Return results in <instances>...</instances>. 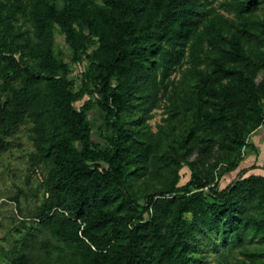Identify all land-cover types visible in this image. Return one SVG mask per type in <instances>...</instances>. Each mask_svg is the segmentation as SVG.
Returning a JSON list of instances; mask_svg holds the SVG:
<instances>
[{
  "label": "trees",
  "instance_id": "trees-1",
  "mask_svg": "<svg viewBox=\"0 0 264 264\" xmlns=\"http://www.w3.org/2000/svg\"><path fill=\"white\" fill-rule=\"evenodd\" d=\"M217 1L0 0V154L26 130L27 183L41 177L30 213L24 189L8 197L21 234L10 264H210L213 246L264 241V175L240 168L220 186L264 123V0H226L234 17ZM94 98L114 130L103 148ZM165 98L182 123L162 146L147 121Z\"/></svg>",
  "mask_w": 264,
  "mask_h": 264
},
{
  "label": "rangeland",
  "instance_id": "rangeland-1",
  "mask_svg": "<svg viewBox=\"0 0 264 264\" xmlns=\"http://www.w3.org/2000/svg\"><path fill=\"white\" fill-rule=\"evenodd\" d=\"M226 0H218L216 5L221 12H224L230 17H234V13L228 11L224 5ZM96 4H100L102 0H94ZM59 6H63V0H58ZM264 8L259 12L263 14ZM27 25L26 27H28ZM30 32L33 27L29 26ZM57 46L63 49L66 53L70 54L71 51L65 43V37L61 33H57ZM67 58V60H69ZM71 62V61H70ZM72 73L71 76L77 78V84L75 90H79V84L81 80V68L77 64L71 62ZM176 80L180 81L182 73L180 71L175 75ZM183 87H186L184 85ZM83 104V100L77 102L76 105ZM172 101L169 98H165L160 106L154 110V117L147 122L151 126V130L155 133V137L158 142L165 146L171 140L178 138V131L182 123L179 118H172ZM173 119V120H172ZM88 120L91 125L92 138L97 143L98 147H106L109 144V138L114 134V130L107 124V112L106 110L96 102V99H92L91 108L88 110ZM19 140L24 143L23 148H14L13 150L0 154V264H10L12 256V248L14 241L20 238L21 234L13 230L16 224H18L19 218L17 217L16 205L8 197L16 194L20 188L28 192L22 196V206L26 213H30L35 207L36 202L39 201L41 190H38V197L32 195L34 190L38 187L41 177L33 175L31 177V183H27V169L29 166L28 152L33 149L29 134L26 130L21 132ZM195 158L193 155L192 159ZM213 160V159H212ZM240 166L229 173L220 180V186L225 187L236 176ZM182 183H185L189 177L190 172L188 167H184L181 171ZM164 184L159 180L153 182L147 181L143 183L142 180L136 182L137 190H149L153 188L162 187ZM251 241L247 242L243 247L224 248L222 244L219 245L218 250L213 246L208 250V261L210 264H217V255L224 253L230 257L231 264H264V241L260 235H254L253 232H249ZM49 236V235H47ZM204 252V249L200 250ZM59 264V263H52Z\"/></svg>",
  "mask_w": 264,
  "mask_h": 264
},
{
  "label": "crops",
  "instance_id": "crops-1",
  "mask_svg": "<svg viewBox=\"0 0 264 264\" xmlns=\"http://www.w3.org/2000/svg\"><path fill=\"white\" fill-rule=\"evenodd\" d=\"M241 168L246 174L264 175V123L250 134Z\"/></svg>",
  "mask_w": 264,
  "mask_h": 264
},
{
  "label": "built area",
  "instance_id": "built-area-1",
  "mask_svg": "<svg viewBox=\"0 0 264 264\" xmlns=\"http://www.w3.org/2000/svg\"><path fill=\"white\" fill-rule=\"evenodd\" d=\"M245 150H246V146H244V148H243V153H245Z\"/></svg>",
  "mask_w": 264,
  "mask_h": 264
}]
</instances>
